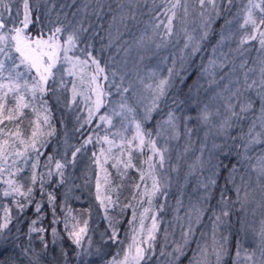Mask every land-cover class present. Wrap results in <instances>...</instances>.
<instances>
[{
    "label": "rangeland",
    "instance_id": "374dc122",
    "mask_svg": "<svg viewBox=\"0 0 264 264\" xmlns=\"http://www.w3.org/2000/svg\"><path fill=\"white\" fill-rule=\"evenodd\" d=\"M237 1L238 4L233 13L230 11L228 13V21L222 37L202 69L194 91L196 94H201L198 116L207 106V110L212 113L210 120L204 122L199 118L197 129H193L189 118L186 116L183 119L173 109L170 112L177 117L176 129L173 130L164 123L168 119L169 112L161 119L157 128L155 134L157 147L167 148L168 151L165 153L162 167L158 163L159 157L151 152L150 165L154 164L155 167H152L153 176H151L148 194L152 199L160 195L163 199H168L171 208L168 221L166 218L160 225L158 224L152 248L148 249L147 244L141 245L147 250L140 264H176L177 256L180 257L182 254L174 251L175 245L177 242L183 243L181 233L187 228L189 217L195 220L197 210H199L200 221L195 225V234L198 233V235L185 264L190 262L220 264L224 254L223 251L217 259L212 251V238L215 218L220 216L221 223L216 229V240L225 250L227 240L223 216L225 201L222 202L221 209L215 213L212 220L203 221L214 185L209 183V177L216 179L215 152L229 130V128L221 129L220 125L228 116L225 107L227 98L236 89L239 88L241 93L239 97H232V103L237 105L236 111H239V103L252 102L249 99L250 89L245 88V79L247 77L249 84L253 80L259 82L260 68L264 66L262 65L264 48H261L259 44V34L252 32L251 25L241 27L248 0ZM67 2L68 7L73 6L72 12L65 21L62 20L58 25H54L51 31L56 27L64 28V33L60 36L61 42L68 33L76 31L79 41L69 55L78 56L81 60L87 59L89 62L86 66L77 65L75 68H72L70 64H64L65 70L57 72L56 76L45 85L46 91L43 95H38L33 102V105L44 109L43 120L46 115L48 118L51 115L46 99L52 100L58 112L61 134L57 145L60 147L62 157L66 158L64 165L66 183L63 188L61 211L59 216L54 217L49 240L39 231L34 243L26 249L27 251L16 254L5 253L6 259L2 264H40L39 260L45 257L50 259L52 264H59L58 258L61 256L59 260H64L66 254L63 243L64 233L71 237L69 233L74 230L73 225H76L75 231H79L81 227L86 229L81 234L80 245L76 244L82 255L88 257L105 254L111 242L104 212L109 199L106 189L108 163L115 166V159L121 162L118 155L119 146L122 143L142 148L143 145L139 143V139H133L136 137L135 125L137 122L141 123L142 131H144V121L148 120L145 119L146 109L154 100L157 104L161 98L156 91L157 84L161 80H167V88L175 74L187 71V62L193 54V48L198 49L207 36L205 32L208 33L211 29L221 5L219 4L221 0H216L218 6L216 10L206 5L203 9L204 15L201 16L202 9L198 0H187L188 14L185 16L183 6L175 9L173 31L168 36L164 34L165 28L160 22L167 24V16L171 15L170 11L152 13L153 0H123L112 17L104 45H102L105 50V60L102 62L99 57H94L99 61L100 67L105 70L97 76L96 83L105 93L102 97L103 103L97 110L94 104L96 96L91 91L96 86L91 83V76L96 74V65L91 63V58L86 53L87 46L81 41L82 31L85 28L82 20L88 9L85 7L87 2L85 0H68ZM254 2L259 3V0ZM183 3L184 0H181L182 5ZM4 4H7V9L4 8ZM35 5V1L28 0L30 23L31 11ZM96 8L100 10V5L98 4ZM258 10L253 9V13ZM166 12L167 15H165ZM24 16V0H3V3H0V23H3L5 28L0 31L6 32L14 27H22L21 22ZM156 25L160 27L157 28ZM28 27L24 30L25 35L33 39L42 36L39 33L27 32ZM51 31L47 30L43 38L47 39ZM251 34H255L257 38L244 44L240 43L243 36ZM8 67H11L10 62ZM57 67L60 68V65L58 64ZM69 68L74 74H69L66 70ZM169 69H172L171 75ZM19 71H25L24 67L21 66ZM29 75H35L34 70ZM104 76L108 79L105 80ZM149 85L151 87H148ZM73 86L77 92L75 100H73ZM123 88H128L129 91L124 93ZM157 96H159L158 99H156ZM86 97L90 99L86 100ZM9 98H12V94L7 98V102ZM122 103L126 105L124 109L120 107ZM261 105L260 97L259 112L255 117L260 114ZM129 108L132 111H128ZM89 109H92L91 118L97 116L96 126L84 141L77 144V136L87 123L86 121H89ZM101 116H108L111 123L101 121ZM259 131L257 122L255 132ZM105 136L113 142L111 145L102 139ZM89 140L91 142L86 143ZM78 148L81 150L76 152ZM73 152H76L75 157ZM13 159L17 160V158L9 157L8 165L12 164ZM244 159L243 155L241 165L233 174L240 205L247 213L236 264H264V176L260 175L261 166L264 165V151L258 154L252 164L245 169L242 168ZM16 169L17 164L0 175V222H3L5 210L11 218L20 212V202H18L20 189L19 193L13 195L4 196L3 194L5 190H9V185L5 181L14 182ZM9 171L13 175L10 176ZM154 179L159 181L160 191L152 195ZM76 205H82L87 209L85 219L87 225L77 219ZM53 229L56 230L55 235H53ZM139 236L136 237L137 241L146 237L147 232L143 237ZM197 242L201 247L207 246L206 256L202 257L197 251ZM156 243L158 246L155 247ZM131 245H133V237L131 244L122 253L113 250V255L109 254L111 256L106 264H110L114 258L117 261H123L126 252L129 254L127 264H134L131 257L135 254V249L130 250Z\"/></svg>",
    "mask_w": 264,
    "mask_h": 264
},
{
    "label": "trees",
    "instance_id": "16d2710c",
    "mask_svg": "<svg viewBox=\"0 0 264 264\" xmlns=\"http://www.w3.org/2000/svg\"><path fill=\"white\" fill-rule=\"evenodd\" d=\"M32 1H35L36 5L35 8H32V20L27 29V32L31 34L39 33V35L46 36L47 30L50 32L54 25H58L62 20L65 21L72 12L71 10H73V6L68 7V0ZM85 1L88 9L83 18L84 20H82L85 23V28L82 31L81 41L87 46L86 53H91V57H99L103 62L105 60V50L102 45H104V40L107 36V29L123 0ZM174 2L175 0H171V3ZM237 2V0H232V4L229 5L228 0H221V3H219L221 4L219 15L216 16L211 29L200 46H198L197 51L189 57L186 67L187 71L174 75L164 95L157 102V107L148 120L144 121L143 130L152 134L151 139L156 140L155 134L161 119L173 109L183 119L187 116L193 129H197L201 94H196L194 91L198 78L209 56L214 52L222 37V32L228 21V13H233L234 8L238 4ZM98 4L100 5V10L96 8ZM152 7V13H161L170 8V3L169 0H153ZM254 16L259 19V10L254 13ZM262 29H264V25L261 26L260 30ZM259 91L261 89L259 88V82H257V85L249 90L252 109L244 114L246 118L241 121H236L233 118L232 126L215 152L216 179L203 221L212 220L215 213H218L221 209L222 202L225 201V211L228 212V215L224 216V229L227 240L220 264H236L238 259L237 252L240 250L247 217L246 210H243L240 205L239 196L235 190L236 182L233 180V166L237 168L241 165V159L244 155L245 163L242 168L245 169L252 164L258 154H262L264 151V139H261V143L251 145L247 153H245L242 146L244 140L247 139V131L251 121L259 112L260 96L257 95ZM9 100L7 105L12 107L14 102L12 98H9ZM46 101L47 106L51 109L48 124L43 123L44 109L35 105L23 109V115L19 118L12 121L5 120L0 124V128L4 129V134H0V140L7 139L9 141L8 151H24L23 146L16 140V136L7 135L8 133L18 134L26 144L30 145L35 132L39 152V155H37V151L29 147L26 157L10 156L18 160L17 168L20 171H16L13 183L23 193V195L19 193L18 198V202L23 207H20V212L11 218L8 228L0 234V264L5 262V253L16 254L30 248L39 232L32 229H43L41 231L42 234L49 240V232L54 217L59 216L61 211L63 188L66 183V168L64 169L66 158L62 157L60 147L57 145L58 137L61 134L58 112L52 100L46 99ZM96 123L97 116L91 118L85 124L77 136V144L84 141L85 137L95 128ZM50 132L52 133L51 135L48 134ZM147 140L148 137H145V144L142 148L122 143L119 146L120 153L118 155L121 162L115 159V166L112 163H108V184L106 189L109 199H107L104 212L108 229L110 230L109 238L111 242L105 254L99 256L90 255L88 257L82 255L77 249L74 240L64 233L65 261L63 259L60 261V256L58 258L59 264H106L111 256L109 254L113 255V250L122 253L131 244L132 237L136 238L138 235L143 237L146 232L148 233V229L152 225L151 217L153 215L157 217L159 225L163 219L166 220L167 218L168 221L171 208L168 199H163L161 195L152 199L148 194L153 168L150 167L151 160L149 159L152 150ZM41 144L43 145L42 147L40 146ZM57 162L63 165L62 169H57ZM34 163L36 164L35 168L32 167ZM61 172L63 173L62 176ZM34 175L35 180L33 181ZM29 188L32 189L31 193H28ZM76 206L77 219L84 223L88 211L82 205ZM161 206H163L162 210ZM145 209H148V211L145 212ZM134 214L135 219H133ZM142 218L143 228H141ZM113 231L116 232L115 240L112 239ZM196 235L198 233L194 234L192 240L185 246V250L177 259L176 264L186 263L187 257L196 243ZM158 243H156L155 247L158 246ZM39 261L42 262L40 264H52L50 259L46 257Z\"/></svg>",
    "mask_w": 264,
    "mask_h": 264
},
{
    "label": "snow or ice",
    "instance_id": "6c2138e0",
    "mask_svg": "<svg viewBox=\"0 0 264 264\" xmlns=\"http://www.w3.org/2000/svg\"><path fill=\"white\" fill-rule=\"evenodd\" d=\"M0 3H3V0H0ZM170 8L168 11L171 12V15L167 16V24H164L163 21L160 23L163 24L165 28V35L170 36L172 34L173 28L172 23L173 19L176 17V11L178 7L183 6L184 14L185 16L188 14V5L187 0H184L183 5L181 4V0H175L174 3H171V0H169ZM199 5L201 6V16L204 15L203 9L206 5H210L213 10L217 9V3L216 0H198ZM228 4H232V0H228ZM5 9H7V4L3 5ZM87 7V5H85ZM24 9H25V16L24 20L21 22L22 27H14L12 29H8L6 32L0 31V124H2L5 120L12 121L17 118H19L21 115H23V109L33 107V102L37 99L38 95L42 96L43 93L46 91L45 85L48 84L50 79H53L57 72L63 69L64 64H70L72 68H75L77 65H87L88 60L84 59L81 60L78 56H70L69 52L72 51V49L76 48L79 37L76 33V31H72L66 35V38L61 42L60 36L64 33L63 27H56L51 31V34L48 35L47 39L43 38V36L37 37L35 39L30 38L29 36L24 34V30L28 27L29 16H28V0H24ZM253 9H259L260 17L257 19L254 16ZM245 15H244V21L241 27H245L248 25H251L252 32L259 34V44L261 48H264V31H261V26L264 25V0H259V3L254 2V0H248L247 6L245 8ZM167 15V12L165 13ZM217 15H219V12L217 11ZM134 18V17H133ZM155 27H160V25H156ZM5 25L3 23H0V30L4 29ZM207 35V32H205V36ZM255 34L251 35H245L241 38L240 43L244 44L249 40L256 39ZM159 47V45H158ZM187 47V45H185ZM197 51L196 48H193V53ZM88 57L91 58V63L96 65V74L91 76V83L95 84V88L91 89L92 92H94L96 96V100L94 101L95 107L98 110L101 104L103 103L102 97L105 95L102 87L96 83L97 76L101 73H103L105 70L104 68L100 67L99 61L96 60L94 57H91V53H87ZM11 64V67H8V64ZM60 65V68L57 67V65ZM262 65H264V62H262ZM21 66L24 67L25 71L21 72L19 69ZM35 72V75H29L32 72ZM69 74L72 73V69H66ZM7 71V75L5 76V72ZM172 69H169V74L171 75ZM115 76V73H113ZM105 80L108 79L107 76L103 77ZM63 81H61L62 83ZM168 84L167 80H161L157 86L156 91L158 92L159 96H163L166 86ZM257 85V81L253 80L251 84L247 83V77L245 79V88L251 89L253 86ZM148 87H151L149 85ZM118 90L119 86H117ZM259 88L261 91L257 92V95H259L262 99V105L260 109V114L256 116L254 119H252L251 124L248 128L247 133V139L243 142V148L245 150V153H247L249 147L253 144L261 143L262 137H264V66L260 68V80H259ZM124 93H127L129 91L128 88H123L122 90ZM12 94V100H13V106L8 107L7 105V98L9 95ZM76 88L73 86V100L76 99ZM241 95L240 89H236V91L232 92L231 95L227 98L226 101V111L228 113V116L224 119V121L221 123L220 127L221 129H227L230 128L232 125L230 123L233 118L236 121H241L245 119V113L249 112L252 109V102L248 101L247 103H239V111H236L237 105L232 103V97H239ZM159 96L156 97V99L159 98ZM26 97H30V99H26ZM90 99V97L85 98ZM46 103V102H42ZM121 109H124L126 107L125 104L120 105ZM157 107V104L155 100L153 101L152 105L146 109L145 119H148L150 117L151 112ZM128 111H132L131 108L128 109ZM6 113V114H5ZM212 113H210L207 110V106H205V110H203L199 116V118L204 121L208 122L210 120ZM92 116V109H89V121L91 120ZM48 116L46 115L44 117L43 123L48 124ZM101 121H107L108 123H111V120L108 116H101ZM177 120V117L172 113L169 112L168 119L164 122L168 126H170L173 130L176 129L175 121ZM88 122V121H86ZM257 122L259 123V132H255V129L257 127ZM136 137L133 139H139V143L141 145L145 144V137H148L147 143L150 145L151 150L154 155H157L159 157L158 163L162 167L165 161V153L168 151L167 148H160L157 147V143L155 140L151 139V133L150 132H144L141 128V123L137 122L136 125ZM255 133V134H254ZM0 134H4V129L0 128ZM51 135L52 133H48ZM7 135H15L16 140L19 141V144L23 146L24 151L15 150V151H8V145L9 141L7 139L0 140V175H3V173L8 170L11 167H15L17 164V160L13 159L12 164L8 165V159L10 156L15 157H26L28 153V148L31 147L33 150L37 151V155H39L38 149H37V141L35 139L36 133H33V139L31 141V144H26L23 139L19 137L18 134H12L8 133ZM157 135L159 136L160 133L158 132ZM104 141H107L110 145L113 143L112 141L108 140V137L105 136L102 138ZM91 140L86 141V143H90ZM15 143V141H13ZM131 143V141H129ZM43 146L42 144L40 145ZM81 149H76V152H79ZM76 152H73V157H75ZM95 155V154H94ZM51 159V157H49ZM151 160L152 157H149ZM33 168L36 167V164L34 163L32 165ZM57 169H62L63 165L57 162L56 164ZM150 167H155V165H150ZM17 172L20 171L19 168L16 169ZM233 172L236 171L235 166H233L232 169ZM9 175H13L11 171H9ZM63 173L61 172V176ZM260 175L264 176V165L261 166L260 169ZM243 180V177H241ZM35 180V175L33 176V181ZM9 185V190L4 191V196L13 195L14 193H19V188L13 183V181L8 180L5 181ZM209 183L214 184L215 180L211 177H209ZM160 191V185L159 181L154 179L153 182V193L152 195H155L156 192ZM239 191V189H237ZM32 189H28V193H31ZM23 195V193H21ZM51 199V198H50ZM151 202V200H149ZM20 207H23V205H19ZM39 208V206H38ZM163 206H161L162 210ZM148 209H145V212H147ZM228 212L224 211L223 216H227ZM133 219H135V214L133 216ZM152 219V225L151 228L148 229L147 236L144 237L142 240L137 241L136 238H133V245L130 246L131 248L135 249V254L132 255L131 259L134 262V264H140V261L144 259V253L147 250L146 248L142 247L141 245L147 244L148 249L152 248L153 241L155 240V233L158 230V224L159 221L157 220V217L153 215L151 217ZM200 221V215L199 210H197L196 218L193 220L191 217H189L187 228L184 229L181 233L182 241L183 243L177 242L174 248V251L180 254H183L184 247L189 244V242L192 240L194 234H195V225L198 224ZM11 222V217L7 215V210H5V216L3 218V222H0V234L3 233L5 229L8 228L9 223ZM55 222V221H54ZM221 223L220 216H216L215 223L213 224V238H212V251L216 254L217 259H219V256L224 251L223 245L219 244L216 240V229ZM85 225H87V221L84 222ZM67 228V225H66ZM76 225H73V231L69 233L71 237H74V242L77 245H80L81 241V234L85 232V228L81 227L79 228V231H75ZM141 228H143V218L141 219ZM33 231H43V229H32ZM56 234V230L53 229V235ZM203 235V234H202ZM116 238V232L113 231L112 239L115 240ZM226 239V238H225ZM27 251V250H25ZM197 251L200 253L202 257L207 255V246L201 247L199 242H197ZM237 255H239V252H237ZM179 257L177 256V259ZM195 259V257H194ZM129 260V254L126 252L125 257L123 261H117L115 258L110 262V264H127ZM192 264V262H190Z\"/></svg>",
    "mask_w": 264,
    "mask_h": 264
}]
</instances>
